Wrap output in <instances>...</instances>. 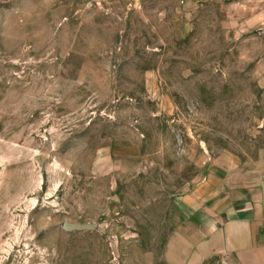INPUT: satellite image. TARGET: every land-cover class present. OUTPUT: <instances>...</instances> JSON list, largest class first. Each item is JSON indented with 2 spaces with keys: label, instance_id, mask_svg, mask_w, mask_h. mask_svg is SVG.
I'll list each match as a JSON object with an SVG mask.
<instances>
[{
  "label": "rangeland",
  "instance_id": "374dc122",
  "mask_svg": "<svg viewBox=\"0 0 264 264\" xmlns=\"http://www.w3.org/2000/svg\"><path fill=\"white\" fill-rule=\"evenodd\" d=\"M209 163L264 171V0H0V264H168Z\"/></svg>",
  "mask_w": 264,
  "mask_h": 264
},
{
  "label": "crops",
  "instance_id": "0c3cea01",
  "mask_svg": "<svg viewBox=\"0 0 264 264\" xmlns=\"http://www.w3.org/2000/svg\"><path fill=\"white\" fill-rule=\"evenodd\" d=\"M205 165L167 210L168 264H264V171Z\"/></svg>",
  "mask_w": 264,
  "mask_h": 264
},
{
  "label": "water",
  "instance_id": "95a60500",
  "mask_svg": "<svg viewBox=\"0 0 264 264\" xmlns=\"http://www.w3.org/2000/svg\"><path fill=\"white\" fill-rule=\"evenodd\" d=\"M113 198L116 199L117 197L114 196ZM62 227L65 230L72 231V230L88 229V228H90V225H80V224H77V223L64 222L63 225H62Z\"/></svg>",
  "mask_w": 264,
  "mask_h": 264
}]
</instances>
